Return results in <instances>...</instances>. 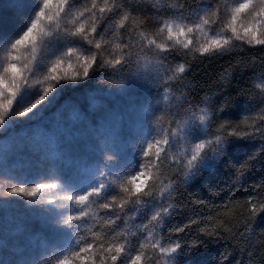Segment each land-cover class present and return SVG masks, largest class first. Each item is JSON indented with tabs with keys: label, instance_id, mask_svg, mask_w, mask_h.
Returning <instances> with one entry per match:
<instances>
[{
	"label": "snow or ice",
	"instance_id": "snow-or-ice-1",
	"mask_svg": "<svg viewBox=\"0 0 264 264\" xmlns=\"http://www.w3.org/2000/svg\"><path fill=\"white\" fill-rule=\"evenodd\" d=\"M245 46L264 52V0L0 2V174L12 178L0 193V264H189L180 258L227 239L220 213L172 223L185 206L174 194L204 189L189 192L193 203L215 209L257 167L253 190L264 192V57L241 107L194 100L174 53ZM233 104L249 115L226 118ZM242 206L252 231L264 196Z\"/></svg>",
	"mask_w": 264,
	"mask_h": 264
},
{
	"label": "trees",
	"instance_id": "trees-1",
	"mask_svg": "<svg viewBox=\"0 0 264 264\" xmlns=\"http://www.w3.org/2000/svg\"><path fill=\"white\" fill-rule=\"evenodd\" d=\"M4 2V0H0ZM178 0H151V3H158L161 6H170ZM188 3H195V0H188ZM143 15H141V19ZM148 30H153L154 25L151 23V18L147 21ZM240 42H237L239 44ZM251 50H245V49ZM245 49H237L231 56L223 58H198V54L183 55V50L174 53V58L177 62H186L187 78L191 80V97L198 101L205 95H209L216 101L217 104L222 103L226 98H232L240 102L243 106L244 97L239 95L241 89H248L251 87L252 76L254 72L260 70V61L264 57L259 46H245ZM110 52L111 49H108ZM107 54V53H106ZM255 57V60H253ZM249 61V68L241 69L236 67L237 61ZM2 63V60H0ZM229 63L233 65L231 74L227 81L222 79V74L228 68ZM104 69H98L99 73H103ZM102 75H97L96 79H102ZM155 91V89H153ZM180 91L188 92L189 89H181ZM179 91L174 92L178 96ZM174 103V101H173ZM203 106V105H202ZM258 108V106H257ZM226 118L240 121L244 116L249 115L246 112H238L236 105L233 104L230 109H225ZM225 118V117H222ZM241 127H244L241 125ZM220 183L227 187L228 176L223 173L218 177ZM260 181L259 167L247 174L245 181L238 191L229 198H216L212 200V205H219L213 209L211 205H195L193 203V196L200 195L205 198L206 190L204 189H189V192H184L182 197L174 194V200L177 203L185 206L177 208V214L174 216L172 223L180 224L187 220V217L193 212L199 213L201 216L207 217L209 215L216 216L220 213L217 219L231 229V233H225L227 239H218L215 242H206L194 248L192 252L183 256L182 261H188L189 264H264V217L257 218L253 230L248 231L245 227V217L247 212L244 205L249 195L259 199L264 196V192L259 189H254V185ZM180 191H183L181 189ZM223 195V194H222ZM225 201H228L225 206ZM195 219V216H193ZM215 222V221H213ZM203 226V225H201ZM194 229L187 230L183 234L184 240L191 241L194 237ZM181 234H173V238H177Z\"/></svg>",
	"mask_w": 264,
	"mask_h": 264
},
{
	"label": "rangeland",
	"instance_id": "rangeland-1",
	"mask_svg": "<svg viewBox=\"0 0 264 264\" xmlns=\"http://www.w3.org/2000/svg\"><path fill=\"white\" fill-rule=\"evenodd\" d=\"M222 2V0H221ZM229 3H231V0H229ZM195 39V37H194ZM239 42V41H237ZM236 42V43H237ZM12 178L9 176H5L3 174H0V193H2L3 191L6 190L7 186H8V182L11 180ZM28 179H32V177H28ZM4 208V202L2 199H0V209ZM9 216H11V213H9Z\"/></svg>",
	"mask_w": 264,
	"mask_h": 264
}]
</instances>
